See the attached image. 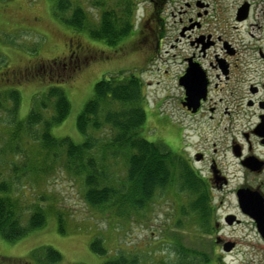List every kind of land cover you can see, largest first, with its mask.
Wrapping results in <instances>:
<instances>
[{
  "label": "rangeland",
  "instance_id": "obj_1",
  "mask_svg": "<svg viewBox=\"0 0 264 264\" xmlns=\"http://www.w3.org/2000/svg\"><path fill=\"white\" fill-rule=\"evenodd\" d=\"M86 2L85 6L94 16L95 9ZM141 6L137 11V23L149 9L148 3L143 2ZM92 19L93 23L97 21L96 16ZM135 38L133 31L112 46L93 39L86 31H76L63 24L54 14L51 0H0V91L19 90V119L24 120L33 107L35 96L42 97L50 87H61L71 102V111L64 122L52 128V133L58 138L70 137L82 143L85 137L77 129L76 122L92 98L96 83L112 74L134 72L142 78L147 97V119L141 135L169 146L170 138L180 136L182 120L195 122L187 119L180 108L182 91L176 79L178 69L174 61L170 63L169 57L164 55L168 44L163 46L162 56L152 62L150 46H143V51L137 50ZM79 50L82 55L76 52ZM29 66L30 73L20 79L16 74L24 73ZM160 66L167 67L171 73L165 76ZM6 121L0 122V147L4 148L0 155L3 174L0 178L11 175L13 161L22 166L39 149L38 143L25 142L21 144L23 151L19 157L14 158L7 145L11 127ZM83 191L81 179L69 176L60 167L48 174L34 171L23 178L15 187L16 195L28 212L42 206L48 222L45 227L13 243L0 235V264H37L31 252L43 246H52L61 252L63 261L59 264H102L110 257V252L115 254L120 250L139 253L143 264H163L166 259L173 258L172 237L196 249L202 248V239L213 238L201 231L200 221L196 223L184 217V224L176 225L181 207L188 209L189 206L186 195L178 190L164 194L149 210L130 219L90 206ZM58 215L64 221V233L59 230ZM95 237L109 248L108 256L91 250Z\"/></svg>",
  "mask_w": 264,
  "mask_h": 264
},
{
  "label": "trees",
  "instance_id": "obj_2",
  "mask_svg": "<svg viewBox=\"0 0 264 264\" xmlns=\"http://www.w3.org/2000/svg\"><path fill=\"white\" fill-rule=\"evenodd\" d=\"M51 1L54 14L63 24L76 31H86L93 39L114 46L133 31L135 36L137 0H87L89 7L95 9L94 16L85 6V0ZM95 16L97 21L93 23ZM30 67L16 75L25 78ZM146 103L145 84L134 72L103 78L96 83L92 98L77 118V129L85 138L82 143H76L70 137L58 138L52 133V128L64 122L71 111V102L61 87H50L42 97L35 96L24 120L19 119V90L0 91V122L7 120L11 127L7 144L11 155L18 158L23 151L21 144L25 142L39 144L33 157L22 166L13 161L11 175H7L10 177L0 178V235L13 243L47 225L44 208L36 206L28 212L16 195L15 187L34 171L48 174L56 167L81 179L87 204L116 217L130 219L140 215L158 198L175 189L186 195L189 204L188 209L181 207L176 225H183L184 217L196 223L201 221V206L207 207L203 179L164 142H153L141 135L147 119ZM3 149L0 147V155ZM58 218L59 230L64 233V221L61 215ZM171 242L173 258L163 264L213 261L212 251L204 253L186 247L176 236ZM90 247L100 256L109 255V248L98 237L92 240ZM31 257L37 264L63 261L61 252L52 246L34 249ZM102 264H143V261L137 252L120 250L115 254L110 252V257Z\"/></svg>",
  "mask_w": 264,
  "mask_h": 264
},
{
  "label": "flooded vegetation",
  "instance_id": "obj_3",
  "mask_svg": "<svg viewBox=\"0 0 264 264\" xmlns=\"http://www.w3.org/2000/svg\"><path fill=\"white\" fill-rule=\"evenodd\" d=\"M143 2L137 50L149 45L154 62L168 44L180 108L196 123L182 120L167 146L205 185L200 225L213 238L200 251L209 264H264V0H137V11Z\"/></svg>",
  "mask_w": 264,
  "mask_h": 264
}]
</instances>
